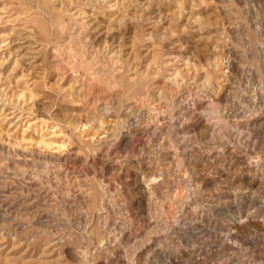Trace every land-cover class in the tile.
<instances>
[{"label":"rangeland","instance_id":"obj_1","mask_svg":"<svg viewBox=\"0 0 264 264\" xmlns=\"http://www.w3.org/2000/svg\"><path fill=\"white\" fill-rule=\"evenodd\" d=\"M49 138L60 158L36 147ZM227 161V178L193 187ZM248 163L264 179V0H0V205L38 198L0 215V264H264V224L227 248L230 219L207 197Z\"/></svg>","mask_w":264,"mask_h":264},{"label":"bare ground","instance_id":"obj_2","mask_svg":"<svg viewBox=\"0 0 264 264\" xmlns=\"http://www.w3.org/2000/svg\"><path fill=\"white\" fill-rule=\"evenodd\" d=\"M115 7V6H114ZM115 8H117V6L115 7ZM112 9V8H111ZM119 9V8H118ZM82 13V12H81ZM115 15H117V14H115ZM223 72V71H222ZM175 100V99H174ZM130 120V119H129ZM134 124V123H133ZM52 127H54V126H52ZM133 127V126H132ZM127 128V127H126ZM87 129V128H86ZM125 130V129H124ZM120 131V130H119ZM121 131H122V129H121ZM128 131V130H127ZM171 131V130H170ZM174 131V130H173ZM186 131V130H185ZM126 132V131H125ZM133 132H134V134L135 133H141V131H139L138 130V128L137 127H133ZM179 132V131H178ZM176 133V131H174V134ZM50 138L55 134V130H51L50 131ZM120 134V133H119ZM160 134V133H159ZM169 134H171V133H169ZM82 135V134H81ZM186 135V134H185ZM122 136V135H121ZM130 136V135H129ZM173 136V135H172ZM180 136V135H179ZM119 137V136H118ZM124 137V136H123ZM227 137V136H226ZM49 138V140H45V139H40V140H38L37 142H36V147H44V149L45 150H48V149H55L54 151H56V152H58V153H60V154H58V155H55V157H57V158H60V156L62 155V154H64L65 153V151L64 152H61L64 148H65V143H63V142H58V141H55V140H51ZM182 138V137H181ZM233 138H234V136H233ZM232 137H231V139H233ZM118 139V138H117ZM175 139V138H174ZM230 139V138H229ZM183 140V139H182ZM235 141H236V137H235ZM239 141V140H238ZM125 142H126V140H125ZM180 143V142H179ZM181 143H182V141H181ZM195 143V142H194ZM231 143V142H230ZM240 143V142H239ZM109 144V143H108ZM123 144H124V142H123ZM157 144V143H156ZM159 144V143H158ZM178 144V143H177ZM237 144V143H236ZM153 145V144H152ZM160 145V144H159ZM186 145V144H185ZM122 146V145H121ZM158 146V145H157ZM168 146V145H167ZM169 146H170V144H169ZM181 146V145H180ZM187 146V145H186ZM194 146V145H193ZM232 146V145H231ZM238 146V145H237ZM191 147V146H190ZM241 148V147H240ZM36 149V148H35ZM188 149H190V148H188ZM192 149V148H191ZM238 149V148H237ZM97 150V149H96ZM168 150H170V149H168ZM187 150V149H186ZM193 150V149H192ZM94 151V150H93ZM178 151V150H177ZM190 151V150H189ZM215 151V150H214ZM53 152V151H52ZM182 152H184V154H185V151H183L182 150ZM188 152V151H187ZM191 152H193V151H191ZM206 152H208V151H206ZM47 153V152H46ZM67 153H68V151H67ZM177 153V152H176ZM205 153V152H204ZM212 153H213V151H212ZM229 153V152H228ZM170 154V153H169ZM183 154V155H184ZM187 154V153H186ZM190 154V153H189ZM192 154V153H191ZM201 154V153H200ZM207 154H209V153H207ZM231 154V153H230ZM241 154V156L240 157H242V154L243 153H240ZM38 155V154H37ZM51 155H53V153L51 154ZM167 155V154H166ZM171 156H172V154H170ZM170 155H169V157H170ZM182 155V156H183ZM201 155H203V154H201ZM218 155V154H217ZM238 155V154H237ZM49 156V155H48ZM175 156V155H174ZM186 156V155H185ZM184 156V157H185ZM188 156V155H187ZM211 156V155H210ZM215 156V155H214ZM233 156V155H232ZM248 156V155H247ZM189 157H190V155H189ZM213 157V156H212ZM229 157H230V155H229ZM237 157V156H236ZM245 157V156H244ZM64 158V157H63ZM62 158V159H63ZM131 158H132V156H131ZM130 158V159H131ZM173 158H175V157H173ZM178 158V157H177ZM182 158V157H181ZM203 158V157H202ZM215 158V157H214ZM231 158H233V157H231ZM43 159V158H42ZM45 159V158H44ZM44 159H43V161H44ZM49 159V158H48ZM47 159V160H48ZM133 159V158H132ZM135 159V158H134ZM140 159V158H139ZM172 159V158H171ZM179 159V158H178ZM183 159V158H182ZM200 159H201V157H200ZM58 160V159H57ZM177 160V159H176ZM186 160V159H185ZM191 160V159H190ZM197 160V159H196ZM203 160H205V159H203ZM207 160H209L208 158H207ZM211 160V159H210ZM250 159H248V161H249ZM137 161V160H136ZM158 161V160H157ZM236 161V160H235ZM239 161V160H238ZM247 161V160H246ZM245 161V162H246ZM25 162V161H24ZM29 162V161H28ZM195 162V161H194ZM197 162V161H196ZM207 162V161H206ZM228 162L229 161H227V163L226 162H222L221 164H220V166H215V167H213V166H211V167H213V169L211 170V169H206V170H204L203 172H202V174L200 173V175L196 178V179H194V182H193V187L197 190V189H199L202 185L205 187V186H207V185H212V183L214 182V180H215V178H216V176H218V177H225V178H227L228 176H229V174H230V171H229V164H228ZM250 162V161H249ZM26 163V162H25ZM30 163V162H29ZM139 163V162H138ZM144 163V162H143ZM189 163H190V161H189ZM188 163V164H189ZM202 163V162H201ZM224 163H226V164H228L227 166H225V164ZM233 163V162H232ZM247 163V162H246ZM177 164V163H176ZM175 164V165H176ZM183 164V163H182ZM239 164V163H238ZM167 165V164H166ZM168 165H170L169 163H168ZM174 165V164H173ZM253 165V164H252ZM257 165V164H256ZM151 166V165H150ZM179 166V165H178ZM188 166V165H187ZM191 166H193V165H191ZM231 166V165H230ZM28 167V166H27ZM30 167V166H29ZM177 167V166H176ZM210 167V168H211ZM158 169L157 170H151V171H149V177H148V185H150V184H152L151 186H152V188L153 189H157L158 188V186L159 185H161V183H168L169 182V179H170V171H171V166H162V167H157ZM178 168V167H177ZM176 168V169H177ZM251 168H252V166H251V163H248V167H247V170H246V172H240V173H238V175H237V182H238V185H233V186H231V187H229L230 189H228V188H226V189H223V190H215V191H213L214 193L213 194H211L210 192V194H209V196H207L208 197V200H212L213 198H214V196L216 197V199L214 198L213 200H215V202H216V204H215V207H214V209L216 208L217 210H223V212L225 213V215L227 216V218L228 219H230V224L228 225V229L225 231V233H224V236H223V238L224 239H222V241H221V245H226V247L227 248H230L231 247V244H233V243H236V241L235 240H233V243H232V239L230 238L231 236H233L234 238H236L237 236H238V230H241L244 226H249V225H251L252 224V220H255V219H258L259 221H260V224H264V210H263V207H264V179H263V177H262V175L259 173H257V171H255V170H253V171H251ZM151 169V168H150ZM181 168H179V170H180ZM190 169V168H189ZM254 169H255V167H254ZM257 169V168H256ZM28 170V169H27ZM24 171V170H23ZM44 171V170H43ZM174 171V170H173ZM176 171V170H175ZM195 171V170H194ZM193 171V172H194ZM240 171V170H239ZM120 172V171H119ZM187 172V171H186ZM196 172V171H195ZM176 173H178V172H176ZM25 174V173H24ZM24 174H22L21 176H19L18 178H16L17 180V183H19V184H21V180H23L24 178H25V175ZM27 174H29V173H27ZM42 174V173H41ZM145 174V173H144ZM173 174H175V173H173ZM197 174H198V172H197ZM195 175H196V173H195ZM29 176V175H28ZM186 176H187V174L185 175V170H183V174H180V178H178V179H175V180H179L180 182H182V180L184 181L185 180V178H186ZM6 177H8V176H5V178ZM14 177V176H13ZM43 177V176H42ZM132 177V176H131ZM189 177V176H188ZM187 177V178H188ZM196 177V176H195ZM29 179H27L25 182L27 183L26 184V187L28 188V187H30L31 185H32V183H33V178H40V177H34L32 174H30V176L28 177ZM224 178V179H225ZM7 179V178H6ZM41 179V178H40ZM191 179V178H190ZM9 180V179H8ZM141 180V179H140ZM187 180V179H186ZM218 180V179H217ZM220 180V179H219ZM16 181H14V182H16ZM20 181V182H19ZM43 181V180H42ZM45 181V180H44ZM173 181V180H172ZM178 181V183H180ZM189 181V180H188ZM216 181V180H215ZM6 182V181H5ZM143 182V181H142ZM174 183V182H173ZM173 183H172V185H173ZM189 183V182H188ZM14 184V183H13ZM123 184V183H122ZM3 185V184H2ZM134 185V184H133ZM145 185H146V183H145ZM167 185V184H166ZM216 185V184H215ZM6 186V185H5ZM19 186V185H18ZM168 186H169V184H168ZM25 187V186H24ZM25 187V188H26ZM48 187V186H47ZM146 187V186H145ZM160 187V186H159ZM178 187H179V185H178ZM180 187H181V184H180ZM186 187H187V183H186ZM9 188V187H8ZM26 188V189H27ZM35 188V187H34ZM108 188V187H107ZM135 188V187H134ZM168 188V187H167ZM166 188V189H167ZM192 188V187H191ZM6 189V188H5ZM30 189H32V187H30ZM162 189V188H161ZM160 189V190H161ZM181 189V188H180ZM208 189H210V187L208 188ZM22 190V189H21ZM108 190V189H107ZM172 190V189H171ZM179 190V189H178ZM183 190V189H182ZM259 191L260 192V194L259 195H254L255 194V192L256 191ZM9 191V190H8ZM115 191V190H114ZM146 191H147V189H146ZM149 191V190H148ZM166 191V190H165ZM188 191V190H187ZM198 191V190H197ZM197 191H195V193L197 192ZM209 191V190H208ZM32 192V191H31ZM174 192H176V191H174ZM183 192V191H182ZM202 192V191H201ZM35 193V192H34ZM154 193V192H153ZM168 193V192H167ZM170 193V192H169ZM8 194V193H7ZM178 194V193H177ZM183 194V193H182ZM187 194V193H186ZM192 194V192L190 191V195ZM197 194V193H196ZM195 194V195H196ZM1 195V194H0ZM46 195V194H45ZM54 195V194H53ZM111 195H113V194H111ZM147 195H148V193H147ZM151 195V194H150ZM198 195H200V194H198ZM102 196H104V195H101V197ZM152 196V195H151ZM154 196V195H153ZM152 196V197H153ZM174 196V195H173ZM183 196H184V194H183ZM197 196V195H196ZM156 197V196H155ZM180 197V196H179ZM187 197H188V195H187ZM189 197H191L190 199H189V202L190 203H192V204H194V206L193 205H191V206H193L194 208L192 209L193 211V213H194V211H195V209L197 208V203L194 201L195 200V198H194V200L191 202V199H193V196L191 195V196H189ZM198 197V196H197ZM207 197H204V198H207ZM25 198V197H24ZM52 198V197H51ZM95 198H96V196H95ZM177 198V197H176ZM185 198V197H184ZM184 198H182V199H184ZM223 199L222 201L223 202H219V201H221V200H219V199ZM240 198H243V199H241V200H243L242 201V205H241V203H238V200L237 199H240ZM32 199V198H31ZM41 199V198H40ZM94 198H92V200H93ZM178 199V198H177ZM197 199V198H196ZM202 199V198H201ZM16 200V199H15ZM14 200V201H15ZM38 200V198H36V197H34L31 201H28L27 203L25 202L24 203V207L22 208V207H13V201H9L10 203L9 204H4L5 206H3V207H1V205H0V215H1V218H6V217H9L11 214L13 215V213H18V211H22V212H24L25 214L26 213H30L31 212V208L33 207V206H35V201H37ZM48 200V199H47ZM100 200V199H99ZM98 200V201H99ZM149 200H150V198H149ZM151 200H153V199H151ZM173 200V199H172ZM175 200V199H174ZM180 199H178L177 201H179ZM199 200V199H198ZM211 200H210V202H211ZM212 200V201H213ZM95 201V200H94ZM101 201V200H100ZM184 202H185V200H183ZM187 201V200H186ZM16 202V201H15ZM41 202V201H40ZM42 203V202H41ZM153 203H155V202H153ZM174 202H172V204H173ZM183 203V202H182ZM203 203V202H202ZM206 203V202H205ZM214 203V202H213ZM16 204V203H15ZM46 204V203H45ZM106 204V203H105ZM181 204V203H180ZM222 204V205H221ZM238 204H240L241 206L239 207L238 206ZM214 205V204H213ZM223 205H226V207L225 206H223ZM17 206V205H16ZM18 206H21V205H18ZM39 206V205H38ZM175 206V205H174ZM176 206H177V204H176ZM182 206V205H181ZM184 206V205H183ZM191 206H190V208H191ZM222 206H223V208H222ZM230 206H233L234 208H235V210H237L236 211V213L235 214H233V211H230ZM155 207V206H154ZM172 208V207H171ZM175 208V207H174ZM173 208V209H174ZM177 208V207H176ZM170 209V208H169ZM180 209V208H179ZM213 209V210H214ZM33 210V209H32ZM154 210V209H153ZM190 210V209H189ZM188 210V211H189ZM103 211V210H102ZM172 211V210H171ZM173 211H176V210H173ZM180 211V213L178 214V215H175L176 216V218H177V224H178V222H179V219H178V217H180V219L182 220V219H184V217H185V215L183 214L184 212H183V207H182V210L180 209L179 210ZM187 211V210H186ZM64 212V211H63ZM23 213V214H24ZM33 213V212H32ZM31 213V214H32ZM220 213V212H219ZM223 213V214H224ZM38 214V213H37ZM170 215H171V213H169ZM30 215V214H29ZM36 215V214H35ZM161 215V214H160ZM169 215V216H170ZM222 215V214H221ZM178 216V217H177ZM37 217V221L38 222H40V223H44V222H47L48 220H49V218H48V215H47V213L46 212H41V213H39L38 214V216H36ZM65 218V217H64ZM149 218V217H148ZM173 218V217H172ZM175 218V217H174ZM226 218V217H225ZM62 219V218H61ZM84 219V218H83ZM186 219V218H185ZM1 220V219H0ZM3 220V219H2ZM168 220V219H167ZM32 221H33V219H32ZM157 220H155V222H156ZM166 221V220H165ZM62 222V221H61ZM78 222V221H77ZM258 222V221H257ZM172 223V222H171ZM175 223V222H174ZM148 224V223H147ZM157 224H160V223H157ZM173 224V223H172ZM172 224H161V226L159 225L158 226V228H157V230H156V233L151 237V242H153V241H156L157 239H159L160 237H162V235L163 234H165L167 231H170V228H171V225ZM113 225V224H112ZM154 225V224H153ZM156 226V225H155ZM172 226H174V225H172ZM83 230V229H82ZM129 233V232H128ZM127 233V234H128ZM153 233V232H152ZM234 233V234H233ZM110 234H112V233H110ZM127 234H125V236H128ZM120 235V234H119ZM122 235V234H121ZM106 237H108V236H106ZM148 238H150V237H148ZM105 244V243H104ZM146 244V243H145ZM99 245V244H98ZM148 245V244H147ZM81 246V245H80ZM146 247V246H145ZM140 248V247H139ZM138 248V249H139ZM150 248V247H149ZM81 250V249H80ZM137 251V250H136ZM141 251H144V250H141ZM138 252V251H137ZM144 253V252H143ZM187 255H192V252L191 251H188L187 252ZM195 256V255H194ZM83 257V256H82ZM233 259H231V258H229V259H227L226 261H224L225 263L224 264H230L231 263V261H232ZM234 264H245L244 262H237V263H234Z\"/></svg>","mask_w":264,"mask_h":264}]
</instances>
